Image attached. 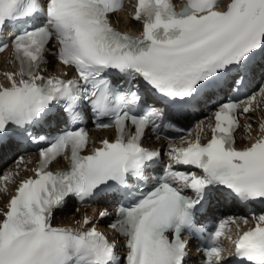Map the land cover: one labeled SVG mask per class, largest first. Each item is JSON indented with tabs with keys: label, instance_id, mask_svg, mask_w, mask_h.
<instances>
[{
	"label": "bare ground",
	"instance_id": "bare-ground-1",
	"mask_svg": "<svg viewBox=\"0 0 264 264\" xmlns=\"http://www.w3.org/2000/svg\"><path fill=\"white\" fill-rule=\"evenodd\" d=\"M45 66L40 67V71H43ZM53 72H59L60 69L56 70L51 67ZM18 79L17 74L14 71L13 64L9 59L6 52L0 55V88L5 85H10L11 83L16 82ZM264 104V99H263ZM245 127L242 128L243 134L237 133L236 143L239 147L250 146L253 141L260 134L264 132V110L245 115L244 117ZM33 175V169L30 161L27 165H22L21 167H16L15 170L5 169L2 173L0 179V226L1 222L4 219V213L6 207L9 203L10 191L14 186L19 182V180H24L27 177ZM95 216L94 210L89 209L83 212L82 217H79L76 214L66 215L56 213L53 217V223L55 226L59 227H72L75 225L84 226L88 225L91 221V218ZM264 220V215L260 216Z\"/></svg>",
	"mask_w": 264,
	"mask_h": 264
}]
</instances>
